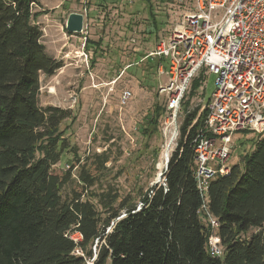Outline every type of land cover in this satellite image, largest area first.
Here are the masks:
<instances>
[{
  "label": "trees",
  "instance_id": "trees-1",
  "mask_svg": "<svg viewBox=\"0 0 264 264\" xmlns=\"http://www.w3.org/2000/svg\"><path fill=\"white\" fill-rule=\"evenodd\" d=\"M145 2L156 33L150 0ZM38 4L0 0V264H264V134L254 137L242 166L232 164L228 175L209 186L207 207L219 223L224 252L211 257L193 180V140L201 119L190 125L198 108L182 121L163 174L166 187L153 186L140 209L99 184L110 160L106 151L84 159L77 185L67 190L71 171L56 175L52 168L69 147L60 125L72 113L39 105L40 75L54 76L63 62L41 42L36 20L47 11L35 12ZM86 45L97 49L100 42L85 39ZM198 87L195 81L190 95ZM75 162L71 169L80 164ZM75 233L80 240L72 239Z\"/></svg>",
  "mask_w": 264,
  "mask_h": 264
},
{
  "label": "rangeland",
  "instance_id": "rangeland-1",
  "mask_svg": "<svg viewBox=\"0 0 264 264\" xmlns=\"http://www.w3.org/2000/svg\"><path fill=\"white\" fill-rule=\"evenodd\" d=\"M38 2L39 6L34 5L33 10L47 11L36 20L42 30L41 42L49 56L63 62L54 76L40 75L39 105L60 107L72 113V119L60 125L69 147L52 172L60 175L71 171L74 181L67 188L70 190L77 185L78 167L84 159L106 151L110 160L99 184L110 186L121 198L129 197L136 207L141 206L143 196L149 195L156 184L160 185L166 139L162 136L164 102L156 91L158 60L140 61L139 55H145L149 45L154 47L157 37L162 38L164 32H154L145 0H113L104 4L101 0ZM150 5L158 30H163L165 24L166 30L170 29L162 1L150 0ZM71 12L84 16V34L65 32L64 25ZM158 15L163 19H157ZM84 37L94 44L100 42L99 48L84 47ZM132 38L136 43L131 42ZM82 52L89 55L86 64L80 57ZM215 78L208 75L194 80L199 81V87L192 95L190 91L186 94L184 102L189 105L186 113L182 106L183 119L196 110L201 99L207 101L212 96ZM125 89L130 90L131 98L124 104L120 96ZM254 140L247 132L235 134L230 165L242 166V157L253 149ZM76 158L80 164L71 169ZM72 239L80 240V235L75 233Z\"/></svg>",
  "mask_w": 264,
  "mask_h": 264
},
{
  "label": "built area",
  "instance_id": "built-area-1",
  "mask_svg": "<svg viewBox=\"0 0 264 264\" xmlns=\"http://www.w3.org/2000/svg\"><path fill=\"white\" fill-rule=\"evenodd\" d=\"M161 1L174 21L170 19L168 35L147 55L160 60L156 91L165 110L163 157L167 151L169 157L163 158L160 185L166 187L163 174L179 141L186 94L195 79L215 75V90L207 101L200 100L190 127L201 119L193 140V180L202 199L197 215L209 232L206 252L221 258L219 223L207 207L208 189L231 171L235 134H264V0ZM85 30L84 25L81 34ZM82 41L84 46L85 37ZM88 56L80 54L84 64ZM130 96V90L122 91V103Z\"/></svg>",
  "mask_w": 264,
  "mask_h": 264
},
{
  "label": "water",
  "instance_id": "water-1",
  "mask_svg": "<svg viewBox=\"0 0 264 264\" xmlns=\"http://www.w3.org/2000/svg\"><path fill=\"white\" fill-rule=\"evenodd\" d=\"M83 20L84 17L82 14L71 12L64 25L66 32L72 35L81 34L83 32Z\"/></svg>",
  "mask_w": 264,
  "mask_h": 264
},
{
  "label": "crops",
  "instance_id": "crops-1",
  "mask_svg": "<svg viewBox=\"0 0 264 264\" xmlns=\"http://www.w3.org/2000/svg\"><path fill=\"white\" fill-rule=\"evenodd\" d=\"M164 9V8H163ZM166 13H167V11H166ZM80 14V13H79ZM150 16V15H149ZM84 17V16H83ZM167 18L169 19V21H170V19H172L171 17H169V15L167 14ZM157 19H163V17L161 16V15H158L157 16ZM165 19H166V16H165ZM164 19V20H165ZM155 20H156V18H155ZM165 23H166V21H165ZM85 25V21L83 20V26ZM165 28H163V30H161V31H159L158 30V32H164L162 35H163V37L162 38H165L167 35H168V32H169V30L170 29H168L167 28V30H166V27H167V24H165V26H164ZM160 33V34H161ZM157 42H156V44L154 45V47L152 46V45H149L148 46V48H146V49H149L150 48V50H148V51H146V53H145V55L144 54H142V56L141 55H139V57H141V59H140V61H142L143 59H145L146 60V58H147V55L150 53V52H153V51H155V49H156V46L158 45V43H159V41H161L162 39L160 38V36L159 37H157ZM153 47V50L151 49ZM135 51V50H134ZM147 59H151V57H148ZM157 60H158V62H157V66H156V68L158 67V65L160 64V60L157 58ZM158 70V68L156 69V71Z\"/></svg>",
  "mask_w": 264,
  "mask_h": 264
},
{
  "label": "bare ground",
  "instance_id": "bare-ground-1",
  "mask_svg": "<svg viewBox=\"0 0 264 264\" xmlns=\"http://www.w3.org/2000/svg\"><path fill=\"white\" fill-rule=\"evenodd\" d=\"M166 151H167V150H166ZM166 151H165V152H166ZM165 152H164V153H165ZM168 157H169V154H168V151H167V153H165V155H164V159H167Z\"/></svg>",
  "mask_w": 264,
  "mask_h": 264
}]
</instances>
